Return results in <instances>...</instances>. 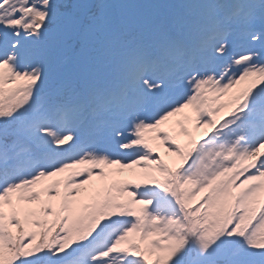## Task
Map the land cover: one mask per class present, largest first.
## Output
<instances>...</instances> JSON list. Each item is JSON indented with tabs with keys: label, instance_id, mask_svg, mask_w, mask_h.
<instances>
[{
	"label": "snow or ice",
	"instance_id": "6c2138e0",
	"mask_svg": "<svg viewBox=\"0 0 264 264\" xmlns=\"http://www.w3.org/2000/svg\"><path fill=\"white\" fill-rule=\"evenodd\" d=\"M0 264H264V0H0Z\"/></svg>",
	"mask_w": 264,
	"mask_h": 264
},
{
	"label": "rangeland",
	"instance_id": "374dc122",
	"mask_svg": "<svg viewBox=\"0 0 264 264\" xmlns=\"http://www.w3.org/2000/svg\"><path fill=\"white\" fill-rule=\"evenodd\" d=\"M161 151H162V149H161Z\"/></svg>",
	"mask_w": 264,
	"mask_h": 264
}]
</instances>
